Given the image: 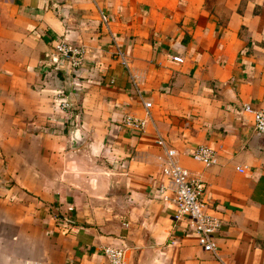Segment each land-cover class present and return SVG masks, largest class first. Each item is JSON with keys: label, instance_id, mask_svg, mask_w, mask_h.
I'll return each mask as SVG.
<instances>
[{"label": "crops", "instance_id": "1", "mask_svg": "<svg viewBox=\"0 0 264 264\" xmlns=\"http://www.w3.org/2000/svg\"><path fill=\"white\" fill-rule=\"evenodd\" d=\"M58 40L87 50L80 68L49 61ZM245 105L264 109V0H0V264H108L121 246L125 264H264V137ZM158 139L203 182L217 256L157 198Z\"/></svg>", "mask_w": 264, "mask_h": 264}, {"label": "built area", "instance_id": "2", "mask_svg": "<svg viewBox=\"0 0 264 264\" xmlns=\"http://www.w3.org/2000/svg\"><path fill=\"white\" fill-rule=\"evenodd\" d=\"M108 22V17L101 13L100 24L106 30ZM116 54L123 57L118 47ZM87 55L84 47L73 46L65 40H58L47 58L55 66L67 63L70 68L75 69L82 66ZM173 61L181 62V59L174 57ZM142 105L147 112L151 108L149 102H142ZM242 109L253 116L255 135L264 137V109L252 110L248 105L243 106ZM144 124V120L137 119L130 113L122 114L117 121L120 128L135 134L141 133ZM156 145L162 150L165 158V164L161 168L163 182L157 187V198L174 206V219L177 222H185L187 228L196 235L203 252L217 256L218 248L213 243V237L221 228V220L208 212L203 182L176 163V151L168 148L162 139H158ZM188 155L205 168L213 167L218 163L217 152L206 146H198L189 151ZM126 253V246L103 249V255L108 264H125ZM25 264L35 263L28 261Z\"/></svg>", "mask_w": 264, "mask_h": 264}, {"label": "water", "instance_id": "3", "mask_svg": "<svg viewBox=\"0 0 264 264\" xmlns=\"http://www.w3.org/2000/svg\"><path fill=\"white\" fill-rule=\"evenodd\" d=\"M85 143V137L78 133H73L70 135V148L72 150H77L82 147Z\"/></svg>", "mask_w": 264, "mask_h": 264}]
</instances>
